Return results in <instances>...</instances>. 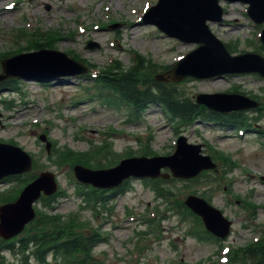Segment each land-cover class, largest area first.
<instances>
[{"label": "rangeland", "instance_id": "obj_1", "mask_svg": "<svg viewBox=\"0 0 264 264\" xmlns=\"http://www.w3.org/2000/svg\"><path fill=\"white\" fill-rule=\"evenodd\" d=\"M156 1L0 0V55L25 49L29 39L45 31L51 48L70 51L98 66L89 74L23 75L3 81L0 87V142L13 143L31 156L33 168L29 173L50 171L57 182L53 197L34 206L41 216L35 230L24 232L34 233L40 228L50 231L52 227H42L40 220L47 221L56 214L60 221H67L71 227L73 224L76 231L99 235L102 240L89 255L74 258L81 261L78 264H209L216 258L223 261V247L244 245L264 230V104L244 110L249 128H241L240 133L234 126L205 118L190 125L176 124L150 102L133 110L124 102H112L116 96L98 86L97 68L115 58L118 65L128 67L132 50L155 62L144 67L153 68V72H142L136 76L140 79L162 73L165 65L196 46L166 36L142 20L143 11ZM220 4L225 11L223 22H209L211 31L236 50L234 53L257 51L264 55V47L254 45L262 25L248 18L245 5L222 0ZM111 23L117 26L110 27ZM90 40L98 46L86 48ZM27 47L26 51L35 49ZM163 83L173 84L193 99L199 92H233L234 88L261 101L264 97V79L254 74L186 77ZM179 134L188 142L202 144L201 152L217 167L190 179L170 175L145 183L144 178L132 177L125 189L113 192L109 200L98 204L103 192L94 191V202H86L85 191L90 188L74 178L71 163L75 157L86 167L96 168L112 166L126 154L139 155L141 150L168 155L174 151ZM40 135L50 142L49 151ZM101 146L105 147L97 154L79 153ZM26 175L28 172L20 176ZM8 179L0 184V190L12 187L15 194L22 180ZM154 186L171 195L176 204L165 201L168 195L159 197ZM189 194L206 199L231 220L225 238L215 241L205 237L197 215L183 204ZM21 260L17 254L0 251V264H18ZM30 262L34 263L33 258Z\"/></svg>", "mask_w": 264, "mask_h": 264}, {"label": "water", "instance_id": "obj_2", "mask_svg": "<svg viewBox=\"0 0 264 264\" xmlns=\"http://www.w3.org/2000/svg\"><path fill=\"white\" fill-rule=\"evenodd\" d=\"M219 0H158L145 13L144 19L155 24L161 31L184 42H197L199 45L182 58L174 68L157 79L180 80L184 76L206 78L225 73H257L264 77V57L259 54L245 52L232 55L224 44L212 34L207 20L221 21L223 10ZM241 1L248 4L247 14L257 23L264 21V0H227ZM261 40L264 44V29ZM3 73L0 79L29 74L64 75L84 71L76 61L69 59L64 53L56 50L42 49L32 53H24L4 59ZM196 100L207 107L227 112L230 110L250 108L257 105L254 100L239 94H198ZM200 146L188 144L180 137L175 153L169 157L131 158L110 169L90 170L75 166L76 176L100 187L115 186L130 175L157 176L162 166H169L174 175L190 177L203 168L214 164L208 157L199 154ZM29 157L18 147L0 143V178L6 174L28 169ZM165 176V175H164ZM56 188L52 174L41 175L24 188L19 198L0 206V234L8 237L18 232L23 224L33 216L32 201L42 190L50 194ZM186 203L205 222L206 227L218 236H224L229 229L230 221L209 205L205 200L189 196Z\"/></svg>", "mask_w": 264, "mask_h": 264}, {"label": "trees", "instance_id": "obj_3", "mask_svg": "<svg viewBox=\"0 0 264 264\" xmlns=\"http://www.w3.org/2000/svg\"><path fill=\"white\" fill-rule=\"evenodd\" d=\"M47 39L38 38L35 41L36 48L46 47ZM40 42V43H38ZM143 63L139 59L136 66L122 69V66H115L104 71L105 82L108 86L123 94L126 98L133 101L136 105H141V101L150 100L162 104L170 115L174 118H181L187 121H194L200 117L220 118L233 125L246 124L247 117L240 112L221 115L207 110L202 105L193 103L190 99L181 98L175 89L167 85L152 81L141 82L137 80L136 74L142 72ZM139 84L141 87H139ZM10 198L3 197L1 201H9ZM48 224L58 225L59 228L52 232L40 230L30 235L18 238V248L30 250L31 254H39L40 262L45 261V256L50 255L54 263L61 264L65 261L68 264H75L74 258L80 254L89 253L94 245L96 238L85 237L82 233L72 229L70 223L60 221L58 215L49 217ZM12 244V243H11ZM6 245L12 248V245ZM246 257L242 264H264V240L257 244H250L246 249L240 251ZM59 260V261H57ZM27 264V263H25Z\"/></svg>", "mask_w": 264, "mask_h": 264}, {"label": "snow or ice", "instance_id": "obj_4", "mask_svg": "<svg viewBox=\"0 0 264 264\" xmlns=\"http://www.w3.org/2000/svg\"><path fill=\"white\" fill-rule=\"evenodd\" d=\"M7 7H11V5H7Z\"/></svg>", "mask_w": 264, "mask_h": 264}, {"label": "bare ground", "instance_id": "obj_5", "mask_svg": "<svg viewBox=\"0 0 264 264\" xmlns=\"http://www.w3.org/2000/svg\"><path fill=\"white\" fill-rule=\"evenodd\" d=\"M1 9V8H0Z\"/></svg>", "mask_w": 264, "mask_h": 264}]
</instances>
